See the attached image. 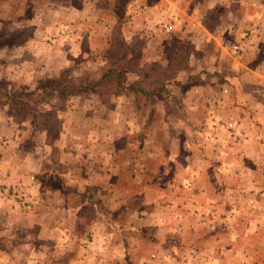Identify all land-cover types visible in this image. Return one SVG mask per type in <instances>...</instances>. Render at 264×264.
<instances>
[{
  "label": "rangeland",
  "instance_id": "rangeland-1",
  "mask_svg": "<svg viewBox=\"0 0 264 264\" xmlns=\"http://www.w3.org/2000/svg\"><path fill=\"white\" fill-rule=\"evenodd\" d=\"M108 67L126 93L105 108L87 88ZM168 136L254 165L235 180L240 153L223 148L235 213L221 251L205 220L209 252L190 244L187 205L171 226L175 183L155 165ZM1 251L0 264H264V0H0Z\"/></svg>",
  "mask_w": 264,
  "mask_h": 264
},
{
  "label": "crops",
  "instance_id": "crops-1",
  "mask_svg": "<svg viewBox=\"0 0 264 264\" xmlns=\"http://www.w3.org/2000/svg\"><path fill=\"white\" fill-rule=\"evenodd\" d=\"M96 79H93V82ZM90 93L97 96L102 101L103 106L107 108L110 105L112 96H120L125 94L126 92L125 90L123 92L111 91L106 97L97 92H90ZM42 126H43L42 124H37L34 127L35 129H37V132L39 133L41 132L47 135L46 131L44 130L45 126L44 127ZM204 134L206 133L204 132L203 135ZM46 135H44V138L42 139L43 142L47 138ZM173 138L174 135H172V139ZM204 139L206 138L202 139V143H197L193 140L190 141V139H188L187 141L184 142V147H181L177 143L176 144L172 143L171 136H168L166 140L171 142V147H169L171 149L169 151H166L167 146L164 144L158 146L157 152L159 156L156 158L155 165L157 169L158 168L163 169L162 173H164V169L167 166L170 165L169 167L171 168L170 180H172L173 183H175V186L173 187L174 185L173 184L170 187L171 193L168 195V197L171 199L170 200L171 203L167 204V206L171 209L169 210L170 211L169 217L171 218L170 219L171 226L175 224L176 235L177 236L179 235V230L181 229V222H183L182 221L183 218L181 216L184 215L183 207L187 205L188 208L186 207L187 208L186 210L189 211V212L187 211L188 215L191 217V219H193L192 224L187 229L188 233L192 234L190 239V244L194 246L202 244L204 249L208 251L209 248L205 246L204 243L206 238H204V236H200L196 232L198 222L200 220H205L203 224H207L208 226H211L213 230L210 235V238L213 239L212 249H215V251H221V249L223 250V238H220L221 236L220 234L222 230L224 234V229L226 226L223 225L226 224L225 219L228 220L229 222L230 220L229 217L230 215L233 216L232 212H234V206L229 208L228 211L226 210V207L223 208V203L227 198L225 196L226 194H228L226 193L228 191V188L223 187V185L226 183L225 179H228L227 177H223V170L226 172L227 175L230 173L229 172L230 167H228L227 165L228 161L227 163H224L223 161V148H227V149L229 148L232 152L238 150V153H240V156L237 155L238 158L237 161L238 162L240 161L238 164L239 165L241 164L240 165L241 168L238 172H236L238 170L236 168L235 170L232 171L233 175L237 176L235 177V180L238 179L241 174H243L244 170L250 171L254 165L252 166L245 162L246 161L245 157L243 158V156L245 155L242 154L241 149H236L235 145L232 144L233 146H229L231 144L224 143L223 141L220 142L219 144L212 145L211 141L208 140L205 141ZM34 142L36 144V140H34ZM43 142L40 141L41 144ZM177 142L178 143L180 142V138H177ZM64 146L65 145L59 146L60 156L74 155L75 153L74 149L72 152L65 153L68 148H64ZM145 146L146 145H144V147ZM9 150H11V145L10 146L8 145V151ZM213 150L215 151V155L210 154L211 151ZM14 151L15 150L12 149L10 152H6V154L12 156L14 155ZM218 152H220V156L217 155ZM51 153H52V147L49 151L48 156L51 157ZM212 156L216 159H212V161H210L211 160L210 158ZM61 158L59 159V162H63L65 164L66 161H63ZM250 158L251 160L254 159V157H250ZM65 160H68V163L71 162L70 159L68 158H66ZM133 161L135 160L130 159L129 160L130 164L137 165V163H133ZM253 162H257V161L253 160ZM230 163L231 161L229 162V164ZM150 164L151 161L148 160V156L143 157L140 161L141 166H148ZM104 173L106 174V172ZM160 173H161L160 171L158 172V174L156 173L157 181L162 180L160 177ZM68 174L70 173L68 172ZM241 177L243 176L241 175ZM230 178H232V176ZM148 186L149 188H147V190L148 191L152 190L150 189L151 186L150 185ZM181 186H183V188ZM163 195L165 196L163 192L161 195L158 193L156 197L159 198L162 197ZM179 204H182L183 206L180 208ZM220 210L222 211V213ZM224 213L225 214L227 213V217L225 218H223ZM220 222L222 223V225ZM220 225L221 228L218 229L217 227ZM175 241L177 242L174 244ZM172 243H173L172 247H174V249L179 250V248L181 247L179 246L181 241L180 240L178 241V239H173ZM1 254L2 251L0 252V255ZM2 255H6V254L3 253Z\"/></svg>",
  "mask_w": 264,
  "mask_h": 264
},
{
  "label": "trees",
  "instance_id": "trees-1",
  "mask_svg": "<svg viewBox=\"0 0 264 264\" xmlns=\"http://www.w3.org/2000/svg\"><path fill=\"white\" fill-rule=\"evenodd\" d=\"M116 68L108 67L104 72L97 78L93 84L87 88L89 92H97L103 96H107L111 91L123 92L125 87L120 81L119 74Z\"/></svg>",
  "mask_w": 264,
  "mask_h": 264
}]
</instances>
